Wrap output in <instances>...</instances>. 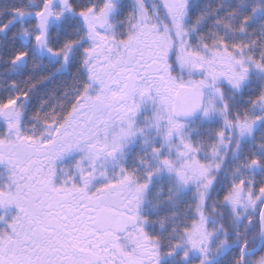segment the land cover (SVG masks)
<instances>
[{
  "label": "snow or ice",
  "instance_id": "obj_1",
  "mask_svg": "<svg viewBox=\"0 0 264 264\" xmlns=\"http://www.w3.org/2000/svg\"><path fill=\"white\" fill-rule=\"evenodd\" d=\"M0 264H264V0H0Z\"/></svg>",
  "mask_w": 264,
  "mask_h": 264
}]
</instances>
